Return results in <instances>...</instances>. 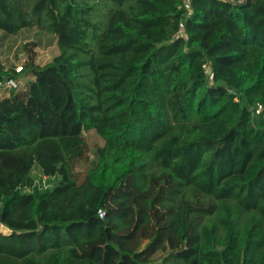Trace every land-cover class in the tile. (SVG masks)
<instances>
[{
    "label": "trees",
    "instance_id": "trees-1",
    "mask_svg": "<svg viewBox=\"0 0 264 264\" xmlns=\"http://www.w3.org/2000/svg\"><path fill=\"white\" fill-rule=\"evenodd\" d=\"M32 26L59 52L0 62L31 77L0 98V264H264V0H0Z\"/></svg>",
    "mask_w": 264,
    "mask_h": 264
},
{
    "label": "rangeland",
    "instance_id": "rangeland-1",
    "mask_svg": "<svg viewBox=\"0 0 264 264\" xmlns=\"http://www.w3.org/2000/svg\"><path fill=\"white\" fill-rule=\"evenodd\" d=\"M100 5L97 7L99 8V13L104 10V7H100ZM29 49L35 53V62L38 65H44L49 62L59 52L55 36L37 26L24 28L16 34H7L0 31V62L5 67L15 65L16 69L20 70L21 65L27 58ZM30 78L31 77H22L18 80L21 82L22 86V82ZM85 136L91 151L95 146L103 143L101 137L93 131L86 132ZM89 159H93L92 152L90 153ZM88 166L89 160L82 161L77 165L76 170L80 171V173H85ZM32 175L36 176L37 172H33ZM0 232L9 233V229L0 225ZM159 255L158 253L156 257H159Z\"/></svg>",
    "mask_w": 264,
    "mask_h": 264
},
{
    "label": "built area",
    "instance_id": "built-area-1",
    "mask_svg": "<svg viewBox=\"0 0 264 264\" xmlns=\"http://www.w3.org/2000/svg\"><path fill=\"white\" fill-rule=\"evenodd\" d=\"M182 3L187 7L189 5V0H182ZM204 69V73L208 75L211 78V69L208 64L202 65ZM18 70V69H16ZM23 85V83H22ZM22 87L21 82L18 79L14 78H6L4 80H0V94H6L9 93L11 90H16L18 88ZM54 184V177H49L42 172L37 173L36 176H33V182L30 186L24 187L22 190L24 192H32L33 189H47L52 187ZM98 214L100 217H103L104 213L100 209L98 210Z\"/></svg>",
    "mask_w": 264,
    "mask_h": 264
},
{
    "label": "crops",
    "instance_id": "crops-1",
    "mask_svg": "<svg viewBox=\"0 0 264 264\" xmlns=\"http://www.w3.org/2000/svg\"><path fill=\"white\" fill-rule=\"evenodd\" d=\"M23 83V82H22ZM8 95V93H6V94H0V98H2V97H4V96H7ZM33 172H37V173H39V172H41V170L38 168V167H34L33 169H32V173ZM33 176V175H32ZM56 177L54 178V181H56Z\"/></svg>",
    "mask_w": 264,
    "mask_h": 264
},
{
    "label": "water",
    "instance_id": "water-1",
    "mask_svg": "<svg viewBox=\"0 0 264 264\" xmlns=\"http://www.w3.org/2000/svg\"><path fill=\"white\" fill-rule=\"evenodd\" d=\"M229 90H230V91H233V89H232V88H229Z\"/></svg>",
    "mask_w": 264,
    "mask_h": 264
}]
</instances>
